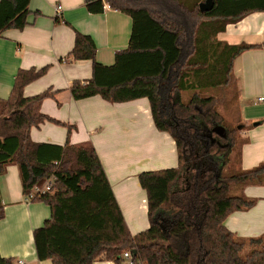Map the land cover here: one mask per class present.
Segmentation results:
<instances>
[{
	"label": "trees",
	"instance_id": "16d2710c",
	"mask_svg": "<svg viewBox=\"0 0 264 264\" xmlns=\"http://www.w3.org/2000/svg\"><path fill=\"white\" fill-rule=\"evenodd\" d=\"M29 1L0 0V36L26 26ZM204 1L84 0L90 14L103 13L107 5L128 15L130 40L107 66L96 61L92 38L76 32L65 57L92 62L91 78L70 87L75 101L99 97L119 104L146 99L153 127L174 143L175 167L137 175L146 201L145 230H129L94 147L71 145L73 127L41 113V103L53 93L23 95L24 87L49 66L20 70L9 97L0 99V175L15 165L23 196L54 178L49 192L31 200L50 210L49 218L32 232L38 261L121 264L128 252L133 264H264V237H239L223 223L231 213L256 204V199L233 190L264 185V162L225 172L234 168V154L238 164L247 140L226 127L217 109L229 90L237 95L233 61L244 51L264 48L229 45L217 35L248 14L264 13V0H212L209 10L200 11ZM44 122L66 126L64 145L31 140L30 130ZM216 127L224 129L225 137L213 132ZM3 217L0 197V220ZM0 264L14 260L0 255Z\"/></svg>",
	"mask_w": 264,
	"mask_h": 264
},
{
	"label": "crops",
	"instance_id": "0c3cea01",
	"mask_svg": "<svg viewBox=\"0 0 264 264\" xmlns=\"http://www.w3.org/2000/svg\"><path fill=\"white\" fill-rule=\"evenodd\" d=\"M60 7V12L56 8ZM30 14L22 30L9 29L0 36V99L10 95L20 70L49 66L39 79L23 89L25 97L50 90L53 96L40 106L41 113L72 126L71 145L91 144L102 162L116 199L132 234L148 228L146 201L137 175L175 167L174 143L152 124L146 99L112 104L99 97L75 101L70 93L73 82L92 76L91 61H69L65 57L74 45L75 33L92 38L96 61L112 65L117 51L127 48L132 21L124 13L105 5L101 14L87 12L84 0H30ZM58 13V14H57ZM217 39L229 45L264 44V13H251L229 24ZM236 80L239 121L243 125L242 146L237 168L249 170L264 162V48L244 51L232 65ZM66 126L44 122L30 130L35 143L64 145ZM118 178L113 184L112 179ZM240 192L256 199L246 211L233 212L224 226L242 238L264 237V185L247 186ZM0 197L4 217L0 220V255L14 264H51L38 261L32 232L50 216L42 203L27 202L23 196L18 168L9 165L0 175ZM92 264H115L97 261ZM124 264V263H121Z\"/></svg>",
	"mask_w": 264,
	"mask_h": 264
},
{
	"label": "rangeland",
	"instance_id": "374dc122",
	"mask_svg": "<svg viewBox=\"0 0 264 264\" xmlns=\"http://www.w3.org/2000/svg\"><path fill=\"white\" fill-rule=\"evenodd\" d=\"M216 97L218 94L215 93L214 94ZM236 96L232 90H229V92L226 94V98H225V102H221L218 104L217 109L218 111L221 113V115L224 118V121L226 123V127L228 128H235L238 131V138H242L243 137V130L245 131V129H243V125L242 123L239 122V112H238V104H237V99ZM102 162L104 163V159L102 160ZM235 166L232 170H229L228 167H226L225 172L229 173L232 171H235L237 168V163H236V156L234 154V163ZM113 184L118 183V178L116 177L115 179H112ZM112 185V184H111ZM234 193H239L240 190L236 189L233 190ZM43 204V203H42ZM44 205V204H43ZM139 230H136V232Z\"/></svg>",
	"mask_w": 264,
	"mask_h": 264
},
{
	"label": "built area",
	"instance_id": "2783aa9c",
	"mask_svg": "<svg viewBox=\"0 0 264 264\" xmlns=\"http://www.w3.org/2000/svg\"><path fill=\"white\" fill-rule=\"evenodd\" d=\"M56 11L60 12V7H57ZM258 101L262 102V101H264V98H259ZM53 182H54V178L52 177V178L46 180V182L42 185V187L33 188L32 191L25 197V200L27 202H30L33 198L39 197V196L45 194L46 192H49L53 186ZM121 259H122V263H124V264H133L131 261L130 253H128V252L123 253L121 256ZM17 264H23V263L21 261H18Z\"/></svg>",
	"mask_w": 264,
	"mask_h": 264
},
{
	"label": "water",
	"instance_id": "95a60500",
	"mask_svg": "<svg viewBox=\"0 0 264 264\" xmlns=\"http://www.w3.org/2000/svg\"><path fill=\"white\" fill-rule=\"evenodd\" d=\"M212 7V0H205L203 3L199 4L200 11H207ZM213 132L220 136L225 137V131L221 127H216Z\"/></svg>",
	"mask_w": 264,
	"mask_h": 264
}]
</instances>
